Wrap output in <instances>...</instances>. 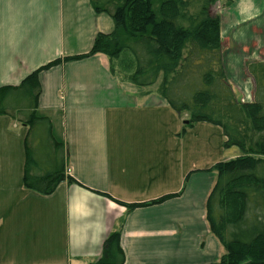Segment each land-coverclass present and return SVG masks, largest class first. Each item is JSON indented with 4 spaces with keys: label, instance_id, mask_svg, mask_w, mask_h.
<instances>
[{
    "label": "crops",
    "instance_id": "0c3cea01",
    "mask_svg": "<svg viewBox=\"0 0 264 264\" xmlns=\"http://www.w3.org/2000/svg\"><path fill=\"white\" fill-rule=\"evenodd\" d=\"M212 8L230 84L250 101L245 63L264 53V0H216ZM112 29L91 0H0V86L38 71L37 115L63 146L65 174L50 194L25 187L28 128L0 115V264H87L113 230L125 264H219L224 249L205 209L218 161L195 167L178 159L187 152L177 140L186 128L180 115L177 126L159 81L130 83L135 62L122 55L63 60ZM54 59L61 61L42 68ZM219 131L228 152L222 160L239 155Z\"/></svg>",
    "mask_w": 264,
    "mask_h": 264
},
{
    "label": "trees",
    "instance_id": "16d2710c",
    "mask_svg": "<svg viewBox=\"0 0 264 264\" xmlns=\"http://www.w3.org/2000/svg\"><path fill=\"white\" fill-rule=\"evenodd\" d=\"M101 1L91 0L96 11L110 15L112 31L96 34L88 52L63 60L94 54L116 59L128 50L135 58L130 81L147 87L159 81L162 98L185 113L189 125L207 122L221 129L224 147L236 146L240 154L213 165L216 176L205 203L209 229L224 249L219 264H264V54L245 63L254 87L253 98L242 101L223 65L220 21L212 8L216 0ZM37 73L17 85L0 86V115L28 128L25 187L50 194L65 179L64 150L49 119L37 115ZM87 264H125L119 230L106 236L99 255Z\"/></svg>",
    "mask_w": 264,
    "mask_h": 264
},
{
    "label": "rangeland",
    "instance_id": "374dc122",
    "mask_svg": "<svg viewBox=\"0 0 264 264\" xmlns=\"http://www.w3.org/2000/svg\"><path fill=\"white\" fill-rule=\"evenodd\" d=\"M103 2L104 0L101 1V4H104ZM121 57L123 61L129 62L132 60L135 62L134 56L128 50L123 52ZM134 69L135 65L131 67L130 71L133 72ZM130 83L133 82L130 81ZM169 108L170 109L168 110L171 112L174 111L170 106ZM179 115L182 116L184 120L183 125H185L186 131L181 135H178L177 140L181 144H187V152H184V154L178 159L186 160L187 162L190 161L196 167L205 164L211 165L214 161H219L224 159V157H228V152H226V149H224L220 144L222 134L220 133L218 126L207 122H196L189 125L187 123L188 120L186 114L177 113L178 127L181 125L182 121L179 119ZM185 121L187 122L185 123ZM234 148L236 150L238 149V147Z\"/></svg>",
    "mask_w": 264,
    "mask_h": 264
},
{
    "label": "water",
    "instance_id": "95a60500",
    "mask_svg": "<svg viewBox=\"0 0 264 264\" xmlns=\"http://www.w3.org/2000/svg\"><path fill=\"white\" fill-rule=\"evenodd\" d=\"M185 122H187V121H185Z\"/></svg>",
    "mask_w": 264,
    "mask_h": 264
}]
</instances>
